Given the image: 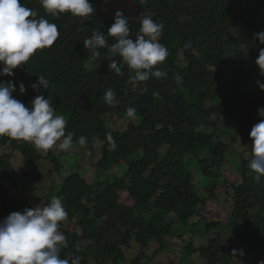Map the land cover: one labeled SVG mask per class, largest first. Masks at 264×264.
<instances>
[{
  "label": "trees",
  "instance_id": "obj_1",
  "mask_svg": "<svg viewBox=\"0 0 264 264\" xmlns=\"http://www.w3.org/2000/svg\"><path fill=\"white\" fill-rule=\"evenodd\" d=\"M130 1L135 5V0ZM20 2L36 11L37 19L43 17L56 24L60 35L52 46L38 49L25 65L14 69L12 76H0V81L13 83L14 97L26 107L36 95L48 98L56 115L68 117L65 131L73 133V144H78L82 135L89 148L102 144L99 162L85 163L65 181L64 188L69 186L73 194L70 219L60 224L68 245L62 247L60 257L69 261L79 257L80 264L90 260L123 264L132 253L125 240L136 233L143 248L149 241L158 243L159 248L151 258L140 254L128 260L132 264L158 263L171 251L167 239L182 235L185 229L192 231L193 218L199 217L197 223H202L200 215L219 204V194L225 192L232 208L229 225L219 220L213 228L208 220L206 232L216 229L217 236L207 248L188 246L180 264H188L196 253L203 264H236V256L247 264L264 260V182L257 183L249 176L248 162L243 164L242 183L230 186L229 179L221 181L218 175L233 142L215 141L216 133H208L216 116L231 120L241 114L237 132L246 142L251 140L252 126L264 119L257 112L264 107V90L260 88L264 76L255 64L264 48L256 38L264 32V0H149L141 11L155 14L157 23L164 24L158 41L169 51L162 69L166 76L155 86L150 77L134 90L112 89L119 101L115 106L104 105L99 96L106 92L103 89L119 86L109 79L116 76L107 64L112 59L122 62L121 58L100 49L101 56L91 61L83 40L93 31L107 35L124 1L89 0L95 12L86 21L70 13L54 17L38 0ZM115 5L119 7L114 11ZM110 6L112 13L107 14L104 10ZM127 18L134 38L140 24ZM114 42L108 38L109 45ZM225 55L233 58L225 59ZM252 63V67L247 66ZM122 71L121 77L130 78L126 65ZM40 75L49 80V87L37 91L30 86ZM20 83L26 88L23 94ZM249 84L257 94L248 91ZM154 92H159V101ZM129 106L136 108L135 119L125 115ZM105 116L126 127L107 131L102 122ZM107 133L116 141L113 151L108 150ZM0 143L19 150L26 167L14 185L32 179L43 166L50 168L43 163L48 157L29 142L0 136ZM194 162L202 168L198 176ZM51 164L58 166V159L53 158ZM113 165L119 166L118 171L104 175ZM5 168H10L9 160L2 159L0 170ZM173 214L175 221L169 220ZM72 221L77 229L71 227ZM87 241L92 243L84 248ZM233 249H242L244 255L233 256Z\"/></svg>",
  "mask_w": 264,
  "mask_h": 264
},
{
  "label": "clouds",
  "instance_id": "obj_2",
  "mask_svg": "<svg viewBox=\"0 0 264 264\" xmlns=\"http://www.w3.org/2000/svg\"><path fill=\"white\" fill-rule=\"evenodd\" d=\"M123 1L124 4L121 6L123 10L115 12L114 23L108 28L107 35L100 31H93L90 38L83 40V46L90 53L91 61H95L101 56L100 49H107L110 56H118L122 61L118 62L116 59H112L107 64L109 71L114 72L116 76L109 79L118 82L119 86L103 89L106 92L104 95L100 93L99 99L103 100L104 105L115 106L119 103L116 93L112 89L134 90L137 89L139 82L147 81L150 77H153V86H155L159 85L166 76L162 69L169 51L158 41L164 24L157 23L158 18L155 14L141 11L148 6L149 0H135V5H132L130 0ZM38 2L46 13L54 17L61 13H70L72 16L86 21L95 12L89 0H38ZM116 7L119 6L115 5L114 11ZM104 11L111 14L112 7L110 6ZM131 11H133L132 14H127ZM37 15L36 11L24 6L20 0H0V76H12L13 70L20 65H25L38 49L48 48L58 39L60 33L57 25L43 17L37 19ZM127 17H129V21L140 24L134 38L130 35ZM109 37L115 41L110 45ZM256 38L261 44H264V32L257 33ZM223 58L233 57L225 55ZM255 64L258 66L260 74L264 76V48L259 50ZM125 65L131 72L130 78L121 77L124 75L122 69ZM253 65L252 63L247 66L252 67ZM176 79L178 81L180 77L177 76ZM30 87L37 91H40L41 88L47 89L49 80L43 75L37 76V81ZM260 88L263 91L264 84H261ZM146 90L144 89V91ZM15 91L16 86L12 82L0 81V136L29 142L40 153L42 150L46 152L53 148L58 141H61V138L62 142L58 145L61 151L72 150L75 145L87 147L92 151L93 148L86 145L87 141L83 135L78 138V144H73V133L69 131L66 134L65 131L64 116L55 114L48 98L36 95L31 101V106L26 107L24 103L14 97ZM25 91L24 84L20 83L19 92L23 94ZM159 95V92L153 93L156 98ZM257 112L260 117L264 118V107L258 108ZM136 114L134 106H129L125 110L127 118L135 119ZM104 118H102L103 124ZM105 138L108 150H115L116 141L112 134L107 133ZM249 138L251 140L246 141L251 149V159L246 161L249 166V174L252 171L253 179L257 183H261L264 182L262 180L264 178V119L252 126ZM8 145L23 160L19 150L13 149L10 144L0 143V147ZM19 146H21L20 143ZM70 154L76 153L73 150ZM47 157L48 159L45 160H50L54 155L48 153ZM2 159L9 160L10 168L0 170V264H80L79 257H74L71 261L60 257L61 248L68 246L60 224L70 219L69 211L72 206L73 192L69 191V186L64 188L65 181L70 176L63 181L60 178L56 180L58 184L57 196H42V192L45 190L43 187L44 170H40L32 179L24 181L23 184L14 185L26 172L24 161L23 167L19 171L12 166L11 157H0V160ZM30 199L34 200L32 204L27 202ZM16 202H18V206H16ZM193 222L195 223V221ZM192 231L185 229L184 232ZM189 236L194 239V242L188 238ZM182 238L187 241V247L199 248L192 233L184 235ZM125 241L132 249L129 252L134 253L137 247L147 258H151L159 248L154 241H149L147 247L143 248L142 241L136 233ZM140 253H138V257ZM236 255L243 256V250L233 249V256ZM238 259L242 264H247L243 259L239 257ZM258 264H264V260L258 261Z\"/></svg>",
  "mask_w": 264,
  "mask_h": 264
},
{
  "label": "rangeland",
  "instance_id": "obj_3",
  "mask_svg": "<svg viewBox=\"0 0 264 264\" xmlns=\"http://www.w3.org/2000/svg\"><path fill=\"white\" fill-rule=\"evenodd\" d=\"M226 86L228 87L229 84L227 83ZM248 91H252L255 94L258 93L257 90L253 89L252 84L248 85ZM157 101L160 100V98H156ZM241 114H238L235 118L229 120L227 118H223L220 116H216L215 119L211 122V127L208 130V133L215 132L217 135V140H222L224 142H233L232 145H230L229 149V154L227 155V159L225 164L223 165L221 172L219 173L218 177L221 179V181H225L229 179V185L234 186L242 183V169H243V164L246 161H249L251 159V149L248 147L247 142L243 140L238 135L237 132V124L238 120L240 118ZM66 120V123L69 121L68 117H64ZM118 119H115L113 117H105L103 119L105 128L109 132H115L119 131L122 127L125 126V124L120 123L119 121H116ZM129 127V126H128ZM62 142L58 141L53 148L49 149L48 151H43L42 154L43 157H47L48 153H51L54 155L53 158L58 159L59 165L56 166L53 163V158L50 160H43V163L48 164L50 167L49 169H46L44 166L42 167L41 170L45 171V176L43 177V187L44 191L42 192V196H57V191H58V184H57V179H61L62 181L65 180L67 177L71 176L74 173H77L79 171V167L84 166L85 163L90 162L92 165H96L99 160L101 159V143H95L92 151L89 150L87 147L81 146V145H75L72 147V150L69 149L67 151H61L58 147L59 143ZM75 151L76 154H70V152ZM64 155V157H63ZM0 157L2 158H8L11 157V163L12 166L15 167L17 170H21L23 167V160L21 159L20 155L12 151L8 146L6 147H0ZM165 157L163 154H160V160H164ZM198 168H195V174L198 176V169L199 171H202V168H200V165L198 162H194ZM55 167V169H54ZM116 165H113L111 167V170L107 171L104 173V175H112L115 171H118L116 169ZM216 173V171H214ZM122 173L124 174V169L122 170ZM252 171L249 174L250 176L252 175ZM61 185V182H60ZM219 204L212 205L210 207L209 212L207 213H202L200 215L201 222L202 223H197L198 219L194 218L193 221L190 220V226L194 228L192 232H183L182 235L181 233H177L173 238L167 239V245L170 248V252L167 255L162 256L160 259H158V263L154 264H180L181 259H182V254L185 253V248L187 247L188 243L185 241L182 236L187 235L192 233V236H194L195 240L197 241V246L199 249L201 248H206L209 245V241L217 236L218 230L214 229L213 231L208 234L206 232V226L209 222L211 221V225L213 228H217V224L219 223V220L222 221V223L229 225V221L231 220V205L228 203L227 199V194L225 192H222L219 194ZM28 203L32 204L34 202L33 199L27 200ZM176 215L173 214L169 217V220L175 221L176 220ZM180 228V223L176 222ZM197 223L198 227H195V224ZM71 227L73 229H76L74 222L72 223ZM186 228V227H185ZM224 232H227L226 229H224ZM228 235H230V232H228ZM191 241L194 242V239L189 236L188 237ZM92 242H86L83 247H87L91 245ZM157 246L159 247L158 243ZM233 248V247H231ZM62 249V248H61ZM141 252L142 250H139L137 247L135 248V252L130 253L128 255V259L130 257H134L135 259L138 257V253ZM153 253V252H151ZM132 254V255H131ZM197 256V258H196ZM244 261V260H243ZM173 262V263H172ZM188 264H203V261L200 260L199 255H193L191 257V260L187 262ZM235 263L236 264H242L241 261H239L238 257H235ZM89 264H96L92 260H90ZM123 264H131L128 260L127 262Z\"/></svg>",
  "mask_w": 264,
  "mask_h": 264
}]
</instances>
